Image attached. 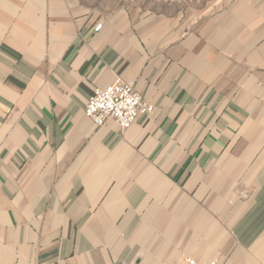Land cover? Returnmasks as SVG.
<instances>
[{"label":"crops","instance_id":"crops-1","mask_svg":"<svg viewBox=\"0 0 264 264\" xmlns=\"http://www.w3.org/2000/svg\"><path fill=\"white\" fill-rule=\"evenodd\" d=\"M186 258L264 264V0H0V264Z\"/></svg>","mask_w":264,"mask_h":264},{"label":"built area","instance_id":"built-area-1","mask_svg":"<svg viewBox=\"0 0 264 264\" xmlns=\"http://www.w3.org/2000/svg\"><path fill=\"white\" fill-rule=\"evenodd\" d=\"M101 25L96 27L98 32ZM154 106L145 100L136 89L118 81L105 89H96L85 108V116L95 126L115 123L122 131L129 130L141 116L150 115ZM183 264H200L193 258H186ZM206 264H217L209 262Z\"/></svg>","mask_w":264,"mask_h":264}]
</instances>
